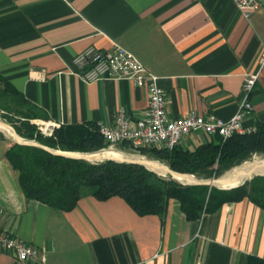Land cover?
I'll return each instance as SVG.
<instances>
[{
  "label": "crops",
  "instance_id": "crops-1",
  "mask_svg": "<svg viewBox=\"0 0 264 264\" xmlns=\"http://www.w3.org/2000/svg\"><path fill=\"white\" fill-rule=\"evenodd\" d=\"M115 41L156 74L169 117L191 112L230 118L241 98L244 73L264 47V5L243 17L233 0H0V74L36 107L33 120L50 125L111 124L123 111L138 118L144 88L128 79L85 83L74 55ZM253 111L264 122V77L255 85ZM210 139L194 131L180 143ZM0 139V229L42 249L45 264H245L264 258V209L248 199L225 203L187 220L175 199L163 222L140 216L119 196L80 198L57 211L24 196ZM114 153V152H113ZM0 264H39L0 253Z\"/></svg>",
  "mask_w": 264,
  "mask_h": 264
},
{
  "label": "trees",
  "instance_id": "trees-1",
  "mask_svg": "<svg viewBox=\"0 0 264 264\" xmlns=\"http://www.w3.org/2000/svg\"><path fill=\"white\" fill-rule=\"evenodd\" d=\"M0 106L6 111L2 115L5 121L25 140H34L62 151L91 152L106 146L98 132V124L92 122L61 124L54 127L50 135L41 134L31 122L37 117L35 105L1 74ZM7 112H13L17 117L7 118ZM0 139H4L1 133ZM119 146L131 148L127 143ZM134 149L165 161L175 171L193 174L198 179L218 177L250 160L253 154L264 155V122H257L248 132L233 133L224 139L218 134L210 135L208 141L193 148L176 145L171 149ZM5 157L18 171L24 196L60 212L72 210L77 201L86 196L98 200L119 196L136 214H156L161 222L172 199L179 202L187 220H197L202 214L214 212L225 203L242 199L264 209V175H254L238 186L221 189L181 184L139 164L69 158L14 141L5 151ZM245 264H264V258L248 255Z\"/></svg>",
  "mask_w": 264,
  "mask_h": 264
},
{
  "label": "built area",
  "instance_id": "built-area-1",
  "mask_svg": "<svg viewBox=\"0 0 264 264\" xmlns=\"http://www.w3.org/2000/svg\"><path fill=\"white\" fill-rule=\"evenodd\" d=\"M233 1L239 13L245 18L264 5V0ZM72 62L77 69V75L85 83L123 78L130 80L137 87L144 88L147 92V108L140 117L133 119L123 111H117L111 124L97 123L98 132L110 149L121 143H127L132 148L171 149L194 131L207 135L218 134L224 139L233 133H244L254 128L245 127L243 120L253 111L251 102L253 90L258 81L264 77V47L255 69L243 74L238 108L228 119H222L213 114L200 115L195 112L181 118L169 117L165 93L158 83L159 77L131 51L115 41H111L108 48L89 45L77 52ZM35 123L44 135H50L53 127L58 126L41 121H35ZM1 252H10L21 261H35L39 264H45L46 261L42 249L0 229Z\"/></svg>",
  "mask_w": 264,
  "mask_h": 264
},
{
  "label": "water",
  "instance_id": "water-1",
  "mask_svg": "<svg viewBox=\"0 0 264 264\" xmlns=\"http://www.w3.org/2000/svg\"><path fill=\"white\" fill-rule=\"evenodd\" d=\"M0 124L7 125L11 128L13 133V135L11 136L12 140L18 144L36 146L55 155H61L69 158H80L87 161H102V160L110 159L116 162L139 164L144 166L148 170L153 171L157 175L170 176L172 179L178 181L181 184H201V185H207L209 188L216 187L221 189H229L244 183L245 181L251 179V177H253L254 175H264V172H253V171H249L247 174H238V175L226 174L227 172H225L223 175L218 177L197 179L193 174L175 171L171 169L168 165L160 164L154 160L142 156H132L129 154H124L122 156L108 155L102 153L105 151L103 149L95 152H85V153L82 152L73 153V152L53 149L48 146L42 145L37 141L25 140L21 138L15 131L14 127L5 121L0 120ZM86 154L89 155L86 156ZM180 178L184 179V181H181Z\"/></svg>",
  "mask_w": 264,
  "mask_h": 264
},
{
  "label": "rangeland",
  "instance_id": "rangeland-1",
  "mask_svg": "<svg viewBox=\"0 0 264 264\" xmlns=\"http://www.w3.org/2000/svg\"><path fill=\"white\" fill-rule=\"evenodd\" d=\"M3 113H6V111H4L3 109H1V106H0V120H1V121H5V118L2 116ZM6 117H7V118L15 119L17 116H16V114H13V112H7V116H6ZM35 121H36V120H33V119L31 120V122L34 123V124L36 125ZM5 122H6V121H5ZM36 126H37V125H36ZM53 128H54V127H53ZM37 130L40 132V130L38 129V126H37ZM52 130H53V129H52ZM52 130H51V131H52ZM0 133H1L4 137L8 138L11 142L13 141V140H12V137H11L9 134H7L6 132L0 130ZM40 133H41V132H40ZM41 134H42V133H41ZM43 135H44V134H43ZM179 145H180V144H179ZM101 149H103V150H105V151H107V150H108V151L111 150V149L108 148L107 146H104V147L101 148ZM101 149H99V150H101ZM112 149H113L112 151H115L114 154H116V152H117V153H120V154H122V155H124V154H129V155H132V156H142V157H146V158H149V159H151V160H154V161H156V162H158V163H160V164L168 165L165 161H163V160H161V159L154 158V157L149 156V155H147V154H141L137 149H134V148H132V147H131V148H123V147L119 146V144H118V145L113 146ZM96 151H98V150H96ZM68 152L78 153L79 151H68ZM91 152H95V151H91ZM79 153H80V152H79ZM82 153H85V152H82ZM122 155H120V156H122ZM259 158H264V155L259 156V155L253 154L250 160L244 161V162L241 163L240 165H237V166L231 168L229 171H227L226 174H230V173L233 171V169L236 168V167L243 166V165H245L246 163H250V162H252L253 160H256V159H259ZM93 162H97V161H93ZM253 172H264V167H257ZM160 176H161V175H160ZM163 177H169V178H171L170 176H163ZM196 178H197V177H196ZM197 179H198V178H197Z\"/></svg>",
  "mask_w": 264,
  "mask_h": 264
},
{
  "label": "bare ground",
  "instance_id": "bare-ground-1",
  "mask_svg": "<svg viewBox=\"0 0 264 264\" xmlns=\"http://www.w3.org/2000/svg\"><path fill=\"white\" fill-rule=\"evenodd\" d=\"M0 130L6 132L10 136L13 135L11 128L7 125L0 124ZM112 150L113 149H111L109 151L107 150V151H104L102 153L108 154V155H116V156L122 155V154L117 153V152H116V154H114L113 152H115V151H112ZM88 155L89 154H86V156H88ZM257 167H264V158L263 159L259 158V159L253 160L250 163H246L243 166L236 167L233 169V171L230 174H234V175L247 174L249 171H254ZM180 180L184 181V179H181V178H180Z\"/></svg>",
  "mask_w": 264,
  "mask_h": 264
}]
</instances>
